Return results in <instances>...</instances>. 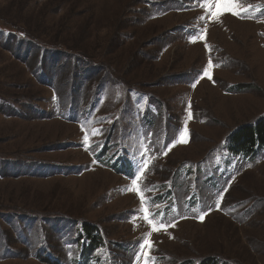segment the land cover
<instances>
[{"label":"rangeland","instance_id":"obj_1","mask_svg":"<svg viewBox=\"0 0 264 264\" xmlns=\"http://www.w3.org/2000/svg\"><path fill=\"white\" fill-rule=\"evenodd\" d=\"M203 2L0 0V264H77L83 223L98 264H142L137 162L174 225L156 264H264V146L229 149L264 120V0L219 20Z\"/></svg>","mask_w":264,"mask_h":264},{"label":"snow or ice","instance_id":"obj_2","mask_svg":"<svg viewBox=\"0 0 264 264\" xmlns=\"http://www.w3.org/2000/svg\"><path fill=\"white\" fill-rule=\"evenodd\" d=\"M197 3H200V0H197ZM201 7L206 8L207 12L210 13V19L212 20H219L221 16H223L226 13H231L232 15H235L237 17H251L256 14L258 11L257 6L249 5L248 7H241L240 0H204L203 3L200 4ZM261 8H264V5L259 6ZM264 14V12L260 13ZM199 20H204L205 17L202 15L201 17H198ZM197 31H202L200 29L194 30L193 36L195 37V33ZM206 31V30H203ZM200 39H205V37L202 35L200 36ZM206 47L208 45L206 44ZM212 66V61H209V67ZM205 75H208L209 79H211V75L208 73L207 68L205 69ZM190 107V105H189ZM189 118H191V113H189ZM93 134H97L99 130L93 129ZM189 138V129L187 128L186 124L182 130H180L179 135H174L172 142L164 145V148L171 149L172 146H174L175 143H187ZM89 140V137L87 133L84 136V141L87 143ZM166 154V152L164 153ZM145 153L140 154L141 160L144 159ZM135 159V157H134ZM251 166V165H249ZM150 166L148 164L141 165L140 162L136 163V167L133 171V177L131 185L125 187V191H131L135 192L140 201L141 206L137 209V212L143 214V219L151 225V230L147 233H145L142 237V243H140V251L137 253V260H140L141 256L143 257L142 264H156V258L151 255L152 249L154 248V244L151 241V235L153 232H159L161 229H166L168 226H174L169 225L168 223H165L167 217L164 212L159 211V206H156L155 209H153L151 197L146 196V192L151 191L152 189L149 188L146 184L141 186L143 175L146 173V169ZM227 191V189H222L217 195L220 197L216 201V207H220L221 200L223 198V194ZM211 207V206H206ZM193 212H196V209H193ZM206 212L201 211V213L198 215V218L200 220H203L204 215H206ZM174 219V218H173Z\"/></svg>","mask_w":264,"mask_h":264},{"label":"trees","instance_id":"obj_3","mask_svg":"<svg viewBox=\"0 0 264 264\" xmlns=\"http://www.w3.org/2000/svg\"><path fill=\"white\" fill-rule=\"evenodd\" d=\"M264 146V120L261 119L257 124L244 125L234 133L229 149L234 153H250L257 147ZM126 166L127 164L124 163ZM171 191V190H168ZM156 199L161 195H156ZM164 205V204H163ZM165 206H171L165 204ZM80 232L76 236L74 243L80 246L79 258L77 264H98V258L95 254L101 245V236L99 229L94 226H87L86 223L80 225ZM76 246V247H77ZM74 260V258L72 259ZM213 259H208L204 264H215Z\"/></svg>","mask_w":264,"mask_h":264}]
</instances>
